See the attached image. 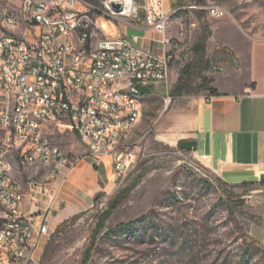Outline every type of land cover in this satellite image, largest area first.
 I'll return each mask as SVG.
<instances>
[{
    "label": "built area",
    "instance_id": "2783aa9c",
    "mask_svg": "<svg viewBox=\"0 0 264 264\" xmlns=\"http://www.w3.org/2000/svg\"><path fill=\"white\" fill-rule=\"evenodd\" d=\"M3 1L16 11L6 12L0 37V264H23L50 235L58 195L53 183L84 158H107L114 175L126 177L140 155L129 141L143 116V91L169 87L174 53L106 36L103 26L104 37L95 39L91 10L100 6L110 17L132 19L144 10L164 47L174 43L173 14L167 0L143 6L131 0L128 12L126 0ZM207 10L216 19L228 14L219 6ZM172 101L168 93L165 109ZM53 127L75 134L85 153L74 156L50 143ZM42 172L47 176L39 179Z\"/></svg>",
    "mask_w": 264,
    "mask_h": 264
},
{
    "label": "rangeland",
    "instance_id": "374dc122",
    "mask_svg": "<svg viewBox=\"0 0 264 264\" xmlns=\"http://www.w3.org/2000/svg\"><path fill=\"white\" fill-rule=\"evenodd\" d=\"M92 2L100 5L97 0ZM209 6L224 7L228 14L213 18ZM15 11L0 0V37L6 12ZM172 11L176 12L169 28L175 30L171 37L179 47V57L190 50L200 33L196 11L206 12L210 23L232 16L240 36L264 39V0H172ZM91 15L94 33L99 34L95 39L104 37L103 16L117 26L132 19L110 17L100 6ZM217 48L211 50L215 64L207 73L212 77L223 68ZM164 97L149 99L139 128L145 138L139 143V138L129 141L139 146L140 155L128 175L116 178L110 173L116 186L108 189V195L99 193L88 210L59 218L53 213L48 220L50 235L33 260L23 264H82L99 215L135 181L138 186L99 234L88 264H264V183L227 185L190 152L157 143L152 128L165 105ZM48 140L71 155L85 153L77 136L66 129L49 128ZM46 176L42 172L38 178ZM17 177L26 176L17 173Z\"/></svg>",
    "mask_w": 264,
    "mask_h": 264
},
{
    "label": "crops",
    "instance_id": "0c3cea01",
    "mask_svg": "<svg viewBox=\"0 0 264 264\" xmlns=\"http://www.w3.org/2000/svg\"><path fill=\"white\" fill-rule=\"evenodd\" d=\"M171 1L167 0L169 12ZM139 4L143 6L144 0H139ZM233 21L232 16L225 21H211L214 39L207 52L212 56L211 50L219 47L227 50L228 57L222 60L221 73L213 74L216 93L180 97L167 109L164 105L152 130L157 143L173 149H181L182 142L195 141L196 150L190 154L204 162L225 184L240 187L264 182V39L240 36ZM102 25L106 36L136 39L137 46L147 51L174 53L169 87H149L143 91V114L149 99L165 95V101L179 75V47L174 43L162 45V36L149 27L144 10L138 18L123 20L119 26L106 18ZM173 34L175 30L170 29L169 36ZM218 57L224 56L220 53ZM142 119L143 116L130 136V140L139 138L136 143L145 138L139 134ZM110 173L114 175L109 159L84 158L76 169L53 183L58 195L49 218L53 213L59 218L91 208L99 193L108 195V189L116 186ZM261 234L264 237V230Z\"/></svg>",
    "mask_w": 264,
    "mask_h": 264
},
{
    "label": "trees",
    "instance_id": "16d2710c",
    "mask_svg": "<svg viewBox=\"0 0 264 264\" xmlns=\"http://www.w3.org/2000/svg\"><path fill=\"white\" fill-rule=\"evenodd\" d=\"M196 13L199 15V20L201 21V30L196 36L195 42L190 50L182 53L179 57V60H181L179 75L177 81L171 86L169 91V95L173 100L185 96H199L206 92L216 93L214 89L215 79L207 74L212 70L215 64L214 57L210 56L207 52L209 42L214 39V27L208 19H205L206 12L196 11ZM202 19L205 20L202 21ZM217 51H221L220 53L223 54L224 60L228 59L226 56V49H217ZM252 185H254V183H246L241 187H249ZM137 186L138 181H135L133 185L122 190L112 202L109 203L107 209L99 215L96 229L92 235L91 245L85 253L82 264H88L96 240L105 228L106 222L114 215L117 209L128 200L130 194Z\"/></svg>",
    "mask_w": 264,
    "mask_h": 264
},
{
    "label": "water",
    "instance_id": "95a60500",
    "mask_svg": "<svg viewBox=\"0 0 264 264\" xmlns=\"http://www.w3.org/2000/svg\"><path fill=\"white\" fill-rule=\"evenodd\" d=\"M114 8L120 9L121 6L119 5H114ZM180 148L184 151L192 152L196 150V142L195 141H187V142H182L180 144Z\"/></svg>",
    "mask_w": 264,
    "mask_h": 264
},
{
    "label": "bare ground",
    "instance_id": "6f19581e",
    "mask_svg": "<svg viewBox=\"0 0 264 264\" xmlns=\"http://www.w3.org/2000/svg\"><path fill=\"white\" fill-rule=\"evenodd\" d=\"M131 0H126V11H130Z\"/></svg>",
    "mask_w": 264,
    "mask_h": 264
}]
</instances>
